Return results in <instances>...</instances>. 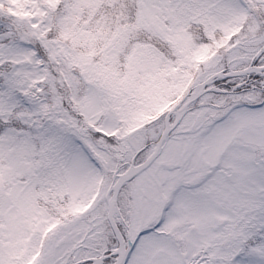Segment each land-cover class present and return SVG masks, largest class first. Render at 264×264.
Instances as JSON below:
<instances>
[{
  "label": "snow or ice",
  "instance_id": "6c2138e0",
  "mask_svg": "<svg viewBox=\"0 0 264 264\" xmlns=\"http://www.w3.org/2000/svg\"><path fill=\"white\" fill-rule=\"evenodd\" d=\"M0 264H264V0H0Z\"/></svg>",
  "mask_w": 264,
  "mask_h": 264
}]
</instances>
